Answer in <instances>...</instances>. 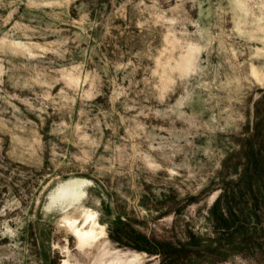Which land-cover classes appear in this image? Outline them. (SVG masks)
Masks as SVG:
<instances>
[{
	"label": "rangeland",
	"instance_id": "374dc122",
	"mask_svg": "<svg viewBox=\"0 0 264 264\" xmlns=\"http://www.w3.org/2000/svg\"><path fill=\"white\" fill-rule=\"evenodd\" d=\"M0 264H264V0H0Z\"/></svg>",
	"mask_w": 264,
	"mask_h": 264
},
{
	"label": "trees",
	"instance_id": "16d2710c",
	"mask_svg": "<svg viewBox=\"0 0 264 264\" xmlns=\"http://www.w3.org/2000/svg\"><path fill=\"white\" fill-rule=\"evenodd\" d=\"M261 169L257 168V172L259 173ZM246 181L249 180V178H245ZM225 195V193H224ZM238 195L232 193V199L228 198L227 196L225 199V206L226 210L230 214V220L228 221L225 219L220 211V197L221 194L217 196L214 203L211 207V212L213 214V218L215 221V225L219 228L224 229V233L222 235H226L229 238H233L234 236H237L239 234V230L241 229L243 223L242 220L238 218V216L233 211V200L234 197ZM242 195L240 194L238 197L239 199H242ZM241 197V198H240ZM255 220H257V216H255ZM113 232L114 238L117 240L125 239L126 242H131L132 246L136 249L143 250L147 253H157V254H163L168 258L171 259H179V258H185L188 257L187 255L191 248H196L194 252H198L200 248H204L208 252H215L216 247H212V245H201L199 243V237L195 236L193 234H189V241L186 243H179L178 245L168 242V241H153L147 238L145 235L141 234L140 232H137L136 230L130 228L127 223L124 221H116L113 224H110L109 226Z\"/></svg>",
	"mask_w": 264,
	"mask_h": 264
},
{
	"label": "bare ground",
	"instance_id": "6f19581e",
	"mask_svg": "<svg viewBox=\"0 0 264 264\" xmlns=\"http://www.w3.org/2000/svg\"><path fill=\"white\" fill-rule=\"evenodd\" d=\"M76 183L69 181L68 182V187L66 188V191H64V196H70L71 199L73 200V198L78 194L79 189L76 187ZM79 187V186H78ZM81 192V191H80ZM80 194V193H79ZM65 198V197H64ZM85 221H93V219L95 218V214L93 212H85ZM75 220L69 222V228L72 229L73 225H74ZM73 234L75 237L78 238H92L95 239L96 235L94 234V232L90 229H75L73 231Z\"/></svg>",
	"mask_w": 264,
	"mask_h": 264
}]
</instances>
